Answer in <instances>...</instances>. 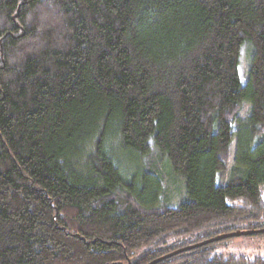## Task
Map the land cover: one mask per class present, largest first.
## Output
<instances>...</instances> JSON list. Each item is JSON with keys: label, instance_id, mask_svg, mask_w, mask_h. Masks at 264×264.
Listing matches in <instances>:
<instances>
[{"label": "trees", "instance_id": "trees-1", "mask_svg": "<svg viewBox=\"0 0 264 264\" xmlns=\"http://www.w3.org/2000/svg\"><path fill=\"white\" fill-rule=\"evenodd\" d=\"M237 231L264 233V0H0V264H264L208 241Z\"/></svg>", "mask_w": 264, "mask_h": 264}, {"label": "rangeland", "instance_id": "rangeland-1", "mask_svg": "<svg viewBox=\"0 0 264 264\" xmlns=\"http://www.w3.org/2000/svg\"><path fill=\"white\" fill-rule=\"evenodd\" d=\"M252 49L249 46L244 48L242 60L240 62V73L244 74L248 71ZM188 247L182 248L176 252H181ZM218 252H232L237 254H245L249 256H264V233L256 232L252 234H242L231 236L220 240L217 244Z\"/></svg>", "mask_w": 264, "mask_h": 264}, {"label": "water", "instance_id": "water-1", "mask_svg": "<svg viewBox=\"0 0 264 264\" xmlns=\"http://www.w3.org/2000/svg\"><path fill=\"white\" fill-rule=\"evenodd\" d=\"M252 233H255V232L254 231H237V232H232V233H229V234L220 235V236H218V237H216L214 239L208 240V241L218 240V239H222L224 237H229V236H238V235H242V234H252ZM208 241H206V242H208ZM203 243H205V242H203ZM203 243H200V244H203ZM174 253H176V252H174ZM174 253H172V254H174ZM166 256H169V255H166ZM155 262L156 261H154V262H152L150 264H153Z\"/></svg>", "mask_w": 264, "mask_h": 264}]
</instances>
